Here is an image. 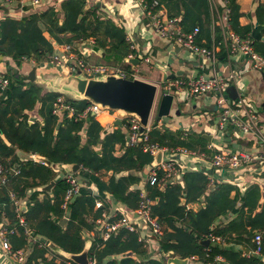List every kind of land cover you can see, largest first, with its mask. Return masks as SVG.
Segmentation results:
<instances>
[{
    "label": "trees",
    "instance_id": "trees-1",
    "mask_svg": "<svg viewBox=\"0 0 264 264\" xmlns=\"http://www.w3.org/2000/svg\"><path fill=\"white\" fill-rule=\"evenodd\" d=\"M151 1V0H149ZM168 11L169 18L178 13L176 8H182V27L185 31L190 25L192 29L198 25L199 14L206 12V0H160ZM230 10V28L241 38L250 35L251 28H240L237 23L239 14L233 0H226ZM84 0H71L63 8L64 18L59 25L57 12L49 10L42 14H33L28 19L21 21L6 20L0 23V56L10 57L19 66L23 60L41 58L53 53L51 43L44 37L48 33L56 43L62 44L58 37L70 34L74 39L94 37L100 45L109 41L112 52L118 56L128 53V45L125 42L124 33L116 28L110 21L92 20L82 18L78 20L82 12ZM43 27V28H42ZM219 32H216V37ZM264 36V29H263ZM72 39V38H71ZM70 40H68L69 42ZM255 51L264 57V42H253ZM6 78L8 87L0 93V136L9 143L6 146L0 139L1 163L8 169L7 184L0 189V217L8 219L19 233L14 250L21 248L26 243L23 240V229L17 225L16 215L11 206L9 192H14L18 198L28 202L24 213L27 227L31 229L33 236H39L51 242L55 247L68 254H79L83 251L85 240L82 238L84 231H93L94 221L101 216L104 208H98L94 212L95 201L103 198V192H108L117 201L135 209L139 202V192L129 191V187L139 182L133 176H121L115 180L112 176L108 183L100 180L101 173L113 172L118 174L128 171H140L151 163L152 158L144 153L140 146L129 147L123 150L119 156L114 155L115 145H123L124 136L120 129L114 130L100 138V125L94 116L89 115L86 121L74 122L62 114L61 118L52 114L53 105L60 96L58 93L45 92L35 83L25 81L18 73L10 71ZM77 111H82L89 102L85 100H70ZM39 104L38 116L41 122H28L27 112L33 111ZM84 130V137L81 130ZM149 142L159 147L186 149L203 148L205 141L198 134H185L169 129L158 130L155 126L148 132ZM100 148V153L95 150ZM19 150L28 154H35L49 164H77L80 166L79 175L87 186L90 183L96 185L99 195L93 197L87 188L81 190L71 204L68 205V221L64 226L58 223L63 219L61 209L62 198L67 189L65 180L56 182L51 193L52 199L46 198L38 201L40 191L26 197V190L33 187H44L52 182L53 170L51 167L40 165L31 161L20 162L14 158L6 163L4 159L15 154ZM17 167L18 175L11 174L10 168ZM183 187L180 185H167L164 191L154 190L155 187L146 185L150 191V198H158V202L152 208V215L161 224L168 225L172 232H163L159 240L162 253L174 252L180 258L195 256L202 264H216L214 258L220 256L227 264H262L256 256H244L241 250L229 251L225 245L216 244L213 248H203L199 241L214 235L224 239L225 244L240 245L252 250L249 245L252 239V231L264 230V207L261 212L253 213L257 204L256 187H250L242 201L237 217L225 227L213 229L214 222L221 215L234 212V202L229 199L232 187L224 184H214L209 193V179L199 172L184 173L182 176ZM204 195L205 205L198 212L185 210L181 200L196 202ZM27 198V199H26ZM3 215V216H2ZM90 215L92 219L89 220ZM180 222L176 227L175 222ZM16 233V232H15ZM14 233V234H15ZM13 234V235H14ZM174 241V242H173ZM32 244L30 246H34ZM45 248L34 246L27 256L24 264H59L64 263L61 256L55 255L53 260H47ZM264 255V243L261 248ZM129 254V255H127ZM119 255L118 261L103 262L104 259ZM145 256L142 245L137 240V235L125 229L103 242L101 238L94 237L88 250L89 259L95 264H164L158 260L150 259L146 262H138L136 257Z\"/></svg>",
    "mask_w": 264,
    "mask_h": 264
},
{
    "label": "crops",
    "instance_id": "crops-1",
    "mask_svg": "<svg viewBox=\"0 0 264 264\" xmlns=\"http://www.w3.org/2000/svg\"><path fill=\"white\" fill-rule=\"evenodd\" d=\"M71 0H41V4L37 8H33L30 5L23 3L19 4L16 7H9L0 4V23L6 20H14V21H21L28 19L33 14H42L49 10H55L57 12V18L59 20V25L62 23L64 18V13L62 12L63 6L70 2ZM148 4L153 1H157L160 6L162 7V15L165 18H169V13L165 7V5L160 0H145ZM207 1V9L206 12H202L199 14V21L198 25L192 29L190 25L186 27L184 30L186 33L192 32L193 30L197 29L198 32L195 37L196 44L198 46L211 49L214 46H218V43L222 42L223 36H225V28L227 27L229 31L235 32L230 28L229 21H230V13L228 15V21L225 20L226 13L225 10L228 8V3L226 0H206ZM234 4L237 6V13L239 17L237 19L238 26L240 28L250 27L251 32L256 25L264 26V0H233ZM175 12H171V14L178 13L174 15L173 18H179L180 24L182 22V15L183 11L182 8L179 7L174 10ZM97 17L99 20L110 21L116 28L120 29L124 33L125 42L128 45V53L126 55L118 56L115 52L111 51L110 43L107 41L104 45H100L99 42L94 37H86V38H79L74 39L72 35H61L58 38L62 40V44L56 43V41L49 36L48 33L44 34V37L51 43L53 48V53L56 54L60 51L61 47L67 44L73 45L74 50L77 51L80 55L84 56L86 62L90 65H107L111 67H118L124 69V71L128 72L130 75L129 79H138L145 81L147 83H151L157 86V93L155 97V104L151 113V117L148 124V132L154 128V126L158 130L169 129L173 132L180 131L185 134H198L201 138L205 141L203 148L196 147L195 149H188V150H197L199 152L204 153L206 156L204 161L206 163L209 162L210 156L214 153H246L251 156H256L261 152V145L260 141L256 136L252 134H243L239 130L236 129H229L228 132L221 133L218 131L217 128V113L215 111H211L206 114V116L202 117L201 110L213 106L214 105V96L212 94H206L203 98L200 99H189L186 93L181 90L175 93L172 100V106L170 110V114L166 118H161L159 120L156 119L159 101L161 98V86L165 84L167 81H172L176 79H192L198 78L200 76H213V75H220L225 80H229L228 88H232L235 92V97H230L229 94L225 91V99L227 100L230 107L233 110H239L237 112V116L242 118L244 122H248L245 116L244 111L241 109L244 105H250L256 112L257 116V126L264 132V73L254 69L251 66L249 60L240 54L237 53H230L228 52L224 46H219V48L215 49L216 52V61L215 64L212 63L210 60L203 58L198 55H193L187 52L185 49L181 48L177 45H169L167 44L161 37L154 32L150 20L146 19L145 16L142 14L139 6L135 3L134 0H84V6L82 8V12L78 17V20L82 18H86L87 20H92L93 17ZM182 26V24H181ZM43 28V27H42ZM264 29V27H263ZM263 29L261 30V36H263ZM216 32H219V38L216 37ZM251 32L249 37L247 38H240L241 39H248L252 43L253 51L262 57L258 52L255 51L253 42L255 40L251 37ZM237 35V34H235ZM238 36V35H237ZM72 38V39H71ZM68 40H70L68 42ZM256 42H264L263 41H256ZM133 46V49L131 46ZM52 53V54H53ZM51 55V54H50ZM48 56V55H46ZM45 56V57H46ZM92 56H95V63H90L88 60ZM45 57L41 58V60L36 61V59L31 60H23L20 62V65L17 67L16 63L10 57H3L0 56V75L6 77V73L16 69L19 75H27L32 68L36 69V82L38 86H40L45 92H54L58 93L61 96H64L67 99L74 100L73 96L70 93H65L63 91H58L52 89L49 86V82L52 84H56L57 80L60 78H64L59 72L55 69H42L40 64L44 61ZM189 57V58H187ZM264 59V57H262ZM117 60L121 63V65L110 64ZM130 60H136L137 63H130ZM183 61V66L179 63ZM109 63V64H107ZM13 72V71H12ZM173 76V77H171ZM233 76L232 81L230 77ZM226 89V90H227ZM178 96L180 98V106H177L174 102V99ZM40 105L37 104L33 111L27 112L28 122L30 124L34 123L35 121L41 122L40 117L38 116V109ZM176 112H178L176 114ZM61 118V117H59ZM95 118V121L100 125V138L103 139L105 135L112 133L116 129H120L123 136H124V143L123 145H115L114 148V155L119 156L123 153V150L129 148L125 145V141L127 138V122H122V127L114 126L115 121L117 120V115L110 111H103L99 113V115ZM121 120V119H120ZM201 120V121H199ZM205 127L208 128V132L205 130ZM84 128L81 130V134L84 137ZM211 130V131H210ZM202 133L205 136H209V140L202 137ZM149 138V137H148ZM0 139L4 142L6 146H9V143L5 140L3 136H0ZM211 144L212 149L207 150V145ZM133 148V147H131ZM166 148V147H162ZM178 148V147H176ZM98 153H100V148H95ZM149 155V154H148ZM30 154L16 150L13 156L7 157L4 159V162L9 163L10 160L14 158L18 159L20 162H24L29 158ZM151 156V155H149ZM39 157V156H38ZM155 156H151L153 162V158ZM41 158V157H40ZM43 159V158H41ZM44 160V159H43ZM177 163L179 164L182 172V175L177 178L174 182L170 184H166L161 187L154 188L158 191H164L167 185H180L183 187L182 176L184 173H194L199 172L207 177L214 180V184H224L232 187L231 192L229 193V199L234 202V212L230 213L227 212L217 218L214 222L213 229L218 227H225L230 222H232L238 214V211L241 208L243 197L246 191L252 187H256V195L253 197L255 200L257 199V204L253 209V213L261 212V207H264V172H252L248 169H243L239 172L235 173H227L220 169H211V168H202V165L197 162L196 160H190L186 157L180 156L176 159ZM0 158V164L1 163ZM148 164L144 167L143 170L140 171H126L118 174H113V172L101 173L100 180L104 183H108L109 179L114 176L115 180L120 178L121 176H133L139 179V182L133 184L129 187V191H138L146 186V179L151 171L149 169ZM38 164V163H37ZM3 165V164H2ZM41 165V164H40ZM64 165H77V164H49L44 165L51 167L53 170V179L52 182L54 185L56 182L63 180V175L67 174L64 173L62 168H57L58 166ZM207 165V164H206ZM4 166V165H3ZM79 166V165H78ZM5 167V166H4ZM17 168V167H16ZM153 168V167H152ZM151 168V169H152ZM12 168H10V172L12 173ZM18 169V168H17ZM202 169L211 170V174L207 175L206 173L202 172ZM80 170V166L78 171ZM77 171V172H78ZM15 175V174H14ZM214 184L209 187L206 194L209 193L210 189H213ZM53 185V186H54ZM45 187V186H44ZM44 187H33L26 190V197L32 195L33 193L40 191L39 195L37 196L38 201H43L46 198L52 199L53 195L51 190L49 192L43 191ZM88 190L92 194L93 197H97L99 195V191L96 188L94 183H90L88 186ZM145 191L148 196H150V191L145 188ZM27 199V198H26ZM154 202L153 206L158 202V198L154 199L151 198ZM28 200V199H27ZM26 200V201H27ZM29 201H27L28 204ZM30 203V202H29ZM100 203V207L94 208V212L98 209L103 207L104 210L101 213V216L94 221L95 228L93 231H84L82 233V238L85 240V247L88 249L91 246L93 238L96 236L101 238L100 235L102 233V229L100 227V223L103 220H107L111 223L116 222L121 217L130 218L134 221L138 227L139 233L143 234L148 240L147 247L143 248L145 252V256L141 260L146 262L150 259H155L160 261L161 263L166 264V258L163 256L160 247H159V240L163 235V232L166 231L168 233L172 232V229L168 225H163L161 223V230L162 235L159 237L153 236L150 231L148 230L146 224L140 220L136 215L135 209H130L127 205L123 204L120 201L111 196L110 193L103 192V198L96 200L95 205ZM181 204L185 206L186 211H190L193 213L198 212L201 208L205 205V198L204 195L201 196L199 200L193 203H186L184 199L181 200ZM153 208V207H152ZM62 209V208H61ZM63 210V209H62ZM27 211V208L25 212ZM63 219L68 221V210H63ZM156 218V217H155ZM92 219V215H90L89 220ZM61 220V221H62ZM158 220V219H157ZM66 221V222H67ZM66 222L62 225L64 226ZM159 222V221H158ZM11 222L4 218L0 217V230L1 228H5L7 226L14 227L10 225ZM59 225V223H58ZM174 225L176 227L180 226V222H175ZM60 226V225H59ZM61 226V227H62ZM16 230V227H14ZM31 231V229H29ZM262 232L264 230L256 229L252 231L254 236L255 233ZM18 230L14 235L8 236V242L13 251H21L25 254L26 259L27 256L31 253L32 248L37 246V248H45L47 253L45 257L47 260H53L55 255L61 256L62 250L55 247L51 242L47 241L46 239L40 238L39 236H35L39 238L40 242L35 244L34 246H27V243L24 242V245L14 250V245L17 244V240L19 239ZM33 234V233H32ZM34 235V234H33ZM138 236V235H137ZM214 236V235H213ZM23 237V235H22ZM25 237V236H24ZM217 237V236H216ZM26 238H23V240ZM202 240H207L206 238H202ZM47 241V243H45ZM199 241V242H200ZM174 242V241H173ZM264 243V239L262 245ZM253 237L250 239L249 245L252 247L253 245ZM223 247L229 251H238L241 250L244 256H254L253 251L244 247L242 248L240 245H233L226 243ZM216 245H214L215 247ZM223 246V245H222ZM255 246V245H254ZM204 248V247H203ZM211 248V247H208ZM213 248V247H212ZM244 250H247L246 253ZM172 252V251H169ZM173 256L180 258L179 256L175 255L174 252ZM128 255V254H127ZM194 257V256H192ZM220 257V256H217ZM189 257L188 259H190ZM222 261L216 264H227L222 257H220ZM65 260H68L64 258ZM120 259L119 255H113L103 260L104 263L114 260L118 261ZM141 262V260H138ZM182 259V258H181ZM60 264V260H57ZM261 261V260H260ZM90 262V259H89ZM262 262V261H261ZM17 264L11 258H6L5 253L1 249L0 246V264ZM61 264H67V261ZM95 264V261H94ZM188 264H202L198 261H189ZM263 264V262H262Z\"/></svg>",
    "mask_w": 264,
    "mask_h": 264
},
{
    "label": "built area",
    "instance_id": "built-area-1",
    "mask_svg": "<svg viewBox=\"0 0 264 264\" xmlns=\"http://www.w3.org/2000/svg\"><path fill=\"white\" fill-rule=\"evenodd\" d=\"M139 6L142 14L146 19L150 20L152 28L161 39H163L169 45H177L185 49L187 52L198 55L210 60L215 64L216 52L215 49L219 46H224L230 53H237L245 56L251 66L264 73V59L253 51L252 43L248 39H241L233 32L225 28V36H223L222 42L218 43V46H214L211 49H207L198 46L195 41L197 29L192 32L186 33L183 31L179 18H165L161 14L162 7L157 1H153L148 4L145 0H134ZM26 3L33 8L39 7L41 0H0V4L9 7H16L19 4ZM225 20L228 21V15L230 13L229 8L225 10ZM131 46V45H130ZM133 49V46H131ZM42 69H55L64 77L70 75H81L87 78L101 77L106 75H117L125 79H129L130 75L124 69L118 67H111L107 65H90L86 62L84 56L80 55L74 50L73 45L67 44L61 47L60 51L56 54H51L45 57L44 61L40 64ZM233 76L230 77L232 81ZM9 85V80L0 75V93L3 92ZM229 86V80H225L220 75L213 76H200L198 78H192L188 80L176 79L167 81L161 86V96L172 95L176 92L183 90L189 99H200L206 94H212L214 96V105L217 113V128L221 133L228 132L229 129L239 130L243 134H252L256 136L261 145V152L256 156H251L246 153H214L210 156L208 163L204 161L205 154L197 150H188L186 148H162L157 144L149 142L148 127L141 132V125L139 121L131 116L121 118V121L127 122V138L125 145L127 147L140 146L144 153L151 156H156L158 152H161V161L158 166H155L149 172L146 185L150 187H161L166 184L174 182L182 175V170L177 163L176 159L180 156L186 157L190 160H196L202 165V168L220 169L227 173L239 172L243 169L251 170L252 172H264V132L257 126L256 112L250 105H244L241 109L244 111L248 122H244L242 118L237 116L239 110H233L229 106L225 99V91ZM108 110H101L98 106L88 104L82 111H77L70 103L67 102V98L59 96L53 105L52 114L54 116L61 117L63 113L74 122L86 121L88 116H98L99 113ZM212 145H207V150H211ZM31 161L41 165H46L43 159L35 154H30ZM24 161V162H26ZM207 164V165H206ZM12 173L19 174V170L13 167ZM80 171V170H79ZM79 171L76 173H67L63 175V179L67 183V189L63 195L61 208L66 211L68 205L71 204L76 196H78L82 189L90 188L84 182L79 175ZM8 169L0 164V189L6 186L8 182ZM83 180V181H82ZM214 184V180L209 177V186ZM146 187V186H145ZM145 187L139 190V202L136 210L137 217L142 220L150 233L153 236L159 237L162 235L161 226L152 215L153 200L147 195ZM9 198L13 212L16 215L17 225L23 229V234L26 238L27 246L37 244L40 242L39 238L33 236L32 232L27 227L24 219V213L27 206L25 199L18 198L14 192H9ZM100 207V203L95 205ZM3 216V215H2ZM101 227V239L103 242L107 241L112 234L117 233L120 229H125L137 236L138 242L143 248L147 247L148 240L146 237L139 233L138 227L134 221L127 217H121L116 222L111 223L107 220H103L100 223ZM16 232L14 227L7 226L0 230V246L5 253L6 258H11L17 264H24L26 262V256L21 251H13L8 242V236L13 235ZM211 244L224 245L225 241L222 238L208 235L206 237ZM264 239V233H255L253 236V243L255 249L253 255L258 257L264 264V255L261 253L262 242ZM189 261H198L197 257H191ZM222 259L215 257L214 262L220 263ZM67 264H75L70 260H67ZM89 264H94L90 260Z\"/></svg>",
    "mask_w": 264,
    "mask_h": 264
},
{
    "label": "water",
    "instance_id": "water-1",
    "mask_svg": "<svg viewBox=\"0 0 264 264\" xmlns=\"http://www.w3.org/2000/svg\"><path fill=\"white\" fill-rule=\"evenodd\" d=\"M264 26L256 25L251 32V37L255 41H263L264 38L261 36V30ZM130 63H137L136 60H130ZM13 74H17V70L13 69ZM25 81L30 83L36 82V69L32 70L27 75H20ZM173 77V76H171ZM49 86L52 89L63 91L65 93H70L74 100H85L90 104L98 106L101 110H108L117 115V120L114 126L122 127L121 118L124 117H134L141 125V132L147 128L151 113L154 107L155 97L157 93V86L151 83H147L138 79H125L117 75H106L101 77L87 78L77 75H70L57 80L56 84L49 82ZM226 93L230 97H235V92L232 88H228ZM172 95H162L159 101L158 111L156 119L166 118L170 114L172 106ZM178 112H176L177 114ZM202 137L209 140V136H205L202 133ZM46 165L49 162L43 160ZM161 161V152H158L153 158V162L149 166L151 170L152 167L158 166ZM57 168H62L64 173H76L78 171V165H64L58 166ZM203 173L207 175L211 174V170L202 169ZM54 183L51 182L43 188V191L49 192L53 187ZM67 220L64 219L59 222L62 226ZM47 243V241H45ZM199 244L204 247H214L209 240H202ZM88 247H85L83 251L79 254H68L61 252V255L72 261L75 264H89L88 257ZM248 253L247 250H244ZM129 255V254H128ZM166 258V264H188V258H177L173 256L172 252H167L163 254ZM138 260H141L140 256H137ZM13 264V263H12Z\"/></svg>",
    "mask_w": 264,
    "mask_h": 264
},
{
    "label": "rangeland",
    "instance_id": "rangeland-1",
    "mask_svg": "<svg viewBox=\"0 0 264 264\" xmlns=\"http://www.w3.org/2000/svg\"><path fill=\"white\" fill-rule=\"evenodd\" d=\"M187 58H189V57H187ZM90 63H95L94 61H95V56H92L91 58H90V60H88ZM115 62H113V63H110V64H113V65H116V64H119V65H121V63L118 61L117 62V60H114ZM182 66H183V61L182 62H179ZM107 64H109V63H107ZM20 65V67H22V64H19ZM6 74H8V72L6 73ZM175 96V95H174ZM174 102H175V104L177 105V106H180V98L178 99V96H176V98L174 99ZM211 111H215V108L213 107V106H211V107H208V108H205V109H203V110H201V115H202V117H204V116H206V114L207 113H209V112H211ZM199 121H201V120H199ZM205 130L208 132V128H206L205 127ZM211 131V130H210ZM83 181V180H82Z\"/></svg>",
    "mask_w": 264,
    "mask_h": 264
}]
</instances>
